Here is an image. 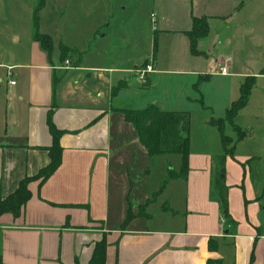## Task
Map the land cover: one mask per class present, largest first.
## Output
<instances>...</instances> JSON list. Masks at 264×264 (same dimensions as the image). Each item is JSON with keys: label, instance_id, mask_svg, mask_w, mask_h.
<instances>
[{"label": "crops", "instance_id": "0c3cea01", "mask_svg": "<svg viewBox=\"0 0 264 264\" xmlns=\"http://www.w3.org/2000/svg\"><path fill=\"white\" fill-rule=\"evenodd\" d=\"M223 1L231 2L190 0L187 20L173 28L182 47L175 50L170 66L154 53V42L140 51L135 36L122 40L135 46L130 55L119 47L90 51L65 38L57 45L50 34L51 56L35 34L21 55L0 47V199L50 164V115L63 133L61 166L42 187L30 184L32 198L19 219L9 214L0 219L1 264H89L104 236L106 264H264V166L256 172V158L234 154L226 159L228 222L212 193L217 159L223 155L221 136L210 133V141L206 137L202 146L193 148L194 131L212 132V121L225 118L239 99L236 92L223 105L221 117L205 106L208 118L194 127L193 104L204 98L208 85L220 81L228 97L232 86L240 90L247 77L255 78V84L264 80V69L253 71L244 64L241 70L233 56L217 52L231 39L225 27L214 30L212 22L221 19L231 25L238 18ZM193 18H207L210 26L197 56L186 36ZM167 24H161L162 31L171 29ZM14 37L20 42L16 32ZM63 45L82 55L63 60ZM148 64L154 72L142 80L138 71ZM223 68L227 75L221 74ZM150 106L190 113L186 180L176 178L164 185L169 172H180L181 156H149L124 119L123 110ZM129 211L133 218L123 228Z\"/></svg>", "mask_w": 264, "mask_h": 264}, {"label": "rangeland", "instance_id": "374dc122", "mask_svg": "<svg viewBox=\"0 0 264 264\" xmlns=\"http://www.w3.org/2000/svg\"><path fill=\"white\" fill-rule=\"evenodd\" d=\"M38 4L39 0H0V47L4 51L21 55L24 49L30 48V37L36 33L34 14ZM222 6L225 9H234L238 18L231 25H226L221 19L212 22L214 30L225 27L223 31L229 34L231 39L230 44L222 46L217 52L222 50L224 54L233 56L241 70L246 69L244 64L252 67L253 71L263 70L264 0H231L228 3L223 1ZM191 9L190 0H47L46 6L39 12L40 32L52 35L57 45L65 38L74 45L91 49L90 51L100 48L106 52L108 49L115 50L119 47L125 55L134 53L135 46L122 42L123 39L134 40L135 36L140 51L148 48L150 42L153 44L156 39V54L162 63L170 66L176 56L175 50L182 47L181 38L173 28L181 27ZM218 10L219 8L215 12H219ZM152 14L158 21L156 25L152 23ZM175 16H178V19ZM163 17L165 20H161ZM162 23H168L166 26L171 29L162 31ZM14 32L21 37L20 42L13 38ZM97 32L99 35L93 39ZM99 36L105 37L101 40ZM98 39L99 43L96 42ZM207 87L204 98L199 97V101L193 104L198 107V110L194 107L191 111L194 127L201 125L204 119L208 118L210 113L204 109L205 106L212 108L214 114L221 117L225 113L223 105L227 104L229 99L233 100L236 92V98L240 96L239 87L237 89L235 84L228 97L222 89L223 84L218 80H214ZM235 124L240 126L242 136H245L243 142L238 145L235 157L256 158L257 166L253 169L257 172L264 166V80L255 84L248 105L238 113ZM231 129L228 124L225 125V134L231 137L234 143L238 136ZM210 131L212 132L194 131V149L202 146L206 137L209 140L210 133L218 135L220 139V133L214 124L213 130L211 128ZM215 147L216 144L212 143L211 149ZM260 178L264 184V172Z\"/></svg>", "mask_w": 264, "mask_h": 264}, {"label": "trees", "instance_id": "16d2710c", "mask_svg": "<svg viewBox=\"0 0 264 264\" xmlns=\"http://www.w3.org/2000/svg\"><path fill=\"white\" fill-rule=\"evenodd\" d=\"M47 0H39V4L34 14L35 24V41L40 44L41 48L50 56L54 51V41L50 35L40 32L39 12L46 6ZM210 33V26L207 18H193L191 31L186 33L190 41L191 53L195 56L199 55L198 44L206 38ZM157 51V40L154 41V53ZM63 60L70 56H81L77 50L70 49L66 46H61ZM255 86V78L247 77L241 85L240 97L226 111L225 118L213 120L212 124L218 129L223 145V155L218 157V171L213 181L212 193L213 198L219 203L222 215L228 222H232L229 217V201L228 187L225 183L226 177V159L233 158L236 145L238 142L245 139L242 136V130L235 124V118L238 113L243 110L250 100L252 90ZM124 119L127 123L133 125L140 140V143L145 147L149 156L160 155H179L182 158V167L179 173L169 172L168 179L164 185L172 179L182 178L186 180L189 174V155H190V131H191V116L188 112H167L162 111L158 107L150 106L139 110H123ZM229 124L238 139L232 142L231 137L225 134V125ZM48 125L53 137V145L48 149L50 156V164L42 169L36 176L24 178L16 191L6 198L0 199V219L4 215H12L15 219H19L26 204L31 200L32 193L29 189L30 184L39 182V187H42L58 170L62 164V148L60 146V138L62 132L57 130L52 123L51 115L48 119ZM133 218L131 211L128 213V218L123 226L125 228ZM107 240L103 239L96 243L92 258L89 264H106L107 259ZM1 264V263H0ZM208 264H221L219 261H209Z\"/></svg>", "mask_w": 264, "mask_h": 264}, {"label": "built area", "instance_id": "2783aa9c", "mask_svg": "<svg viewBox=\"0 0 264 264\" xmlns=\"http://www.w3.org/2000/svg\"><path fill=\"white\" fill-rule=\"evenodd\" d=\"M151 17H152V23H153L154 25H156V24H157V20L155 19L156 16H155L154 14H152ZM67 64H68V62H67ZM153 72H154V67H153L151 64L146 65L145 67L141 68V69L138 71L139 76H140V79H142V80L145 79V77H146L148 74H151V73H153ZM221 74H222V75H227V74H228L227 69H226V68L221 69ZM14 84H15V83L13 82L12 85H14Z\"/></svg>", "mask_w": 264, "mask_h": 264}]
</instances>
